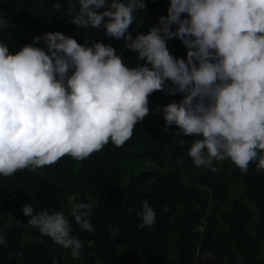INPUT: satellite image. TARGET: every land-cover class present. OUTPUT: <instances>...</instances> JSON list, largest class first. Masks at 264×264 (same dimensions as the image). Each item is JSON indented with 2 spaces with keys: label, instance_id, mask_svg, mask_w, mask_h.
Returning <instances> with one entry per match:
<instances>
[{
  "label": "clouds",
  "instance_id": "9594fccd",
  "mask_svg": "<svg viewBox=\"0 0 264 264\" xmlns=\"http://www.w3.org/2000/svg\"><path fill=\"white\" fill-rule=\"evenodd\" d=\"M68 5L71 24L102 27L144 63L128 67L112 45H82L59 31L36 36L15 53L0 42V175L35 171L66 155L82 161L109 142L122 147L152 111L149 96L164 91L166 82L169 95L183 98L154 111H162L166 126H177L174 136L199 137L188 151L195 167L217 172L213 161L228 159L242 174L253 162L264 170V0H169L167 16L135 38L129 28L145 0ZM173 38L186 47V59L170 53ZM41 40L47 51L33 46ZM91 211L75 197L68 215L22 206L27 226L70 249L73 259L83 243L71 234L68 217L92 232ZM137 215L138 228L155 223L147 200ZM0 245L7 246L3 235Z\"/></svg>",
  "mask_w": 264,
  "mask_h": 264
},
{
  "label": "trees",
  "instance_id": "16d2710c",
  "mask_svg": "<svg viewBox=\"0 0 264 264\" xmlns=\"http://www.w3.org/2000/svg\"><path fill=\"white\" fill-rule=\"evenodd\" d=\"M145 4L129 28L133 38L167 16L169 0ZM68 7V0H0V42L15 53L34 37L59 31L82 45H112L128 67L144 63L102 27L71 24ZM33 46L47 51L43 40ZM167 47L186 59L179 39L168 40ZM169 87L166 82L164 91L149 96L152 111L122 147L109 142L82 161L66 155L35 171L0 175V235L7 239V246L0 245V264H52L53 258L57 264H264V170L253 162L242 174L228 159L213 161L217 172L195 167L188 151L199 137L174 136L177 126H166L162 111H154L183 98L169 95ZM73 197L92 206V232L68 217L71 234L83 243L79 259L27 226L29 217L22 213L32 203L36 212L47 207L68 215ZM145 200L155 223L138 228Z\"/></svg>",
  "mask_w": 264,
  "mask_h": 264
}]
</instances>
